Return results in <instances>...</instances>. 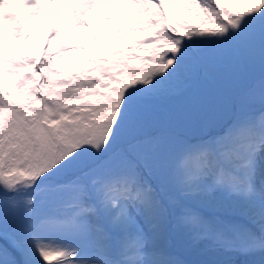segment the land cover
<instances>
[{"label": "snow or ice", "instance_id": "snow-or-ice-1", "mask_svg": "<svg viewBox=\"0 0 264 264\" xmlns=\"http://www.w3.org/2000/svg\"><path fill=\"white\" fill-rule=\"evenodd\" d=\"M2 76L0 264H264V0H0Z\"/></svg>", "mask_w": 264, "mask_h": 264}, {"label": "rangeland", "instance_id": "rangeland-1", "mask_svg": "<svg viewBox=\"0 0 264 264\" xmlns=\"http://www.w3.org/2000/svg\"><path fill=\"white\" fill-rule=\"evenodd\" d=\"M49 7H50V5H45V11H46V12H49V9H48ZM5 23H8V22L6 21ZM36 23L39 24V21H36ZM37 32H38V34H46V28H45V29H39V30H37ZM142 36H144L143 33L136 34V37H138V38H140V37H142ZM29 43H30V42H27V41L24 42V43L21 45L20 48L15 49L14 51H12L13 54H14V55H16V54H22V55H29V56L40 55L39 53H28V52L25 51V48L28 47ZM56 43H57V41H56L55 38L53 37V38L51 39V49H50L53 53H55V51H56ZM5 46H6V48H10V47H11V45H10L8 42H5ZM62 55H65V54L62 53ZM73 55H75L77 58L87 59V58H91L94 54H92V53H87V54H83V53H75V54H73ZM41 59H42V57H41ZM36 70L39 71V69H36ZM77 70H79V69H75V68H74V69H70V72H75V71H77ZM17 71H18V72H21V73L26 72L25 69H17ZM13 77H14V76H2V77H0V79H2V80L5 82V85H4V86H5V87H8L10 90H11L10 85H8L7 82H8L9 80H12ZM15 78H16V77H15Z\"/></svg>", "mask_w": 264, "mask_h": 264}]
</instances>
